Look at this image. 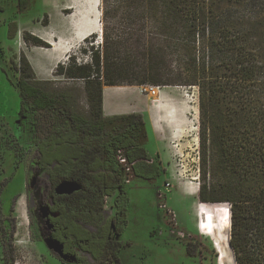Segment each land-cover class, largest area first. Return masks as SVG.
<instances>
[{
    "label": "trees",
    "instance_id": "16d2710c",
    "mask_svg": "<svg viewBox=\"0 0 264 264\" xmlns=\"http://www.w3.org/2000/svg\"><path fill=\"white\" fill-rule=\"evenodd\" d=\"M32 4L18 0V12ZM100 10L103 31L101 43L90 47L92 61L72 59L56 69L84 81L88 111L78 109L76 87L39 78L24 51L19 61L11 59L16 80L8 76L29 117L48 112L55 118L37 140L35 159L49 175L48 196L59 212L53 221L66 251L77 254L79 246L94 264H123L118 236L128 223V195L117 192L125 173L149 181L165 173L160 154L147 148L143 114L106 116L104 87L181 86L198 89L199 200L230 203L236 262L264 264V0H101ZM17 31L10 22L9 37ZM22 36L27 46H52L27 29ZM63 181L81 189L58 194ZM43 189L35 191L38 205ZM111 198L116 214L105 219Z\"/></svg>",
    "mask_w": 264,
    "mask_h": 264
},
{
    "label": "rangeland",
    "instance_id": "374dc122",
    "mask_svg": "<svg viewBox=\"0 0 264 264\" xmlns=\"http://www.w3.org/2000/svg\"><path fill=\"white\" fill-rule=\"evenodd\" d=\"M32 1V6L26 12L19 13L18 0H0V264H77L60 260L48 244L52 237L46 230L42 217V210L47 209L44 205L48 198V178L35 159V154L37 140L46 136L55 118L48 112L29 117L27 109L22 107L18 87L8 79L9 76L15 81L18 76L11 65V59L17 56L19 61L22 51L29 57V51L32 50L23 36L16 39L18 31L14 37H9V25L16 21L18 30L21 27L23 30L36 26L42 28L50 35L52 42L67 47V52L60 61L66 63L72 59L90 63V47L94 43H101V35L98 32L92 33L91 35H97L96 39L89 35L88 39L76 42L75 0ZM82 49L87 51L83 52ZM35 58L40 65L42 60L47 59L38 55ZM60 62L43 64L41 72L46 71L47 76L38 77L53 80L58 88L76 87L77 107L88 111L84 81L57 75L56 69ZM134 86L114 87L111 90L113 105L119 111L133 107L148 108L153 100L150 93L160 87L165 92L174 91L185 106V112L180 126L168 125L167 118L157 113L156 109L150 108L142 113L147 127L149 125L153 130L150 131L149 138L150 153L157 154L156 141L163 144V154L160 157L165 173L163 177L153 181L125 173V181L117 192L125 191L128 195V223L124 232L118 236L124 242L121 250L122 263L238 264L230 243L228 262H225L214 232L198 227L197 216L201 201L198 194L192 193L194 186L197 183L200 185L198 89L181 86ZM125 171L131 172L129 168ZM37 187L45 188L41 198L42 205H38L36 200ZM222 203L231 207L230 203ZM111 211L107 210L108 216L112 215ZM211 218L220 220V213H213ZM88 264H94V261L88 260Z\"/></svg>",
    "mask_w": 264,
    "mask_h": 264
},
{
    "label": "bare ground",
    "instance_id": "6f19581e",
    "mask_svg": "<svg viewBox=\"0 0 264 264\" xmlns=\"http://www.w3.org/2000/svg\"><path fill=\"white\" fill-rule=\"evenodd\" d=\"M100 2L101 0L74 1V7L77 8V17L74 19V28L76 29V42L83 41L92 33L98 32L99 35H102L103 28L100 20ZM90 16L95 17L94 23L91 21V18H89ZM55 50L60 51L59 43L57 42H55ZM46 58L47 59L42 60V65L37 64V61L32 58L34 68L42 71V69L44 68L43 64H54V61H52L48 57ZM150 98L153 100L147 109H156L157 113L164 115L167 118L166 122L168 125L180 126L182 116L185 112V106L180 102L177 94L174 91L165 92L163 90H160V87H157L154 92L150 93ZM198 189L199 185L197 183L196 186H194L192 193L194 195H197ZM213 213H220V220L215 221L214 216V218H211ZM197 217L199 228L214 232V235H216V237L218 238L217 245L221 251L222 257L225 262H228V255L230 252L229 230L231 227V211L229 210V206H227L225 203L208 205L199 202V211Z\"/></svg>",
    "mask_w": 264,
    "mask_h": 264
},
{
    "label": "crops",
    "instance_id": "0c3cea01",
    "mask_svg": "<svg viewBox=\"0 0 264 264\" xmlns=\"http://www.w3.org/2000/svg\"><path fill=\"white\" fill-rule=\"evenodd\" d=\"M89 18H91V21L93 22V16H90ZM27 29H29L31 32H33L34 34L40 36L41 38H43L44 40L48 41L51 43V47L50 48H45V47H40V46H31L32 50L29 51V60L32 63V58L36 59L35 57L38 55L40 57H48L50 58L52 61H54V63H58L61 60H63V57L65 55V53L67 52V47L64 44L59 45L60 51H56L55 50V43L52 42L49 38V34L46 33L42 28H40L39 26L36 27H27ZM22 31L23 28H19L18 33H17V37L16 39H20V37L22 36ZM33 64V63H32ZM37 72V75H42L44 77H46L47 73L46 71L41 72L37 69H35ZM114 87H135L134 85H125V86H105L104 87V91H103V111L104 114L106 116H112L115 114H122L123 112L126 113H131V112H139V113H146V111H148V109H143V108H131L128 110H124V111H119L116 107H114L113 105V100H112V89ZM122 112V113H121ZM149 128V138H150V131L153 132L152 127L148 125L147 129ZM150 141L151 139L148 140L147 143V148H149L150 145ZM156 146H157V153L159 154H163V144L161 142L156 141Z\"/></svg>",
    "mask_w": 264,
    "mask_h": 264
},
{
    "label": "flooded vegetation",
    "instance_id": "af4514ba",
    "mask_svg": "<svg viewBox=\"0 0 264 264\" xmlns=\"http://www.w3.org/2000/svg\"><path fill=\"white\" fill-rule=\"evenodd\" d=\"M43 171H44V174L47 176V178L49 180V175L47 174L45 169H43ZM55 192H56V190H55ZM32 195L34 197V192L33 191H32ZM40 205H42V204H40ZM53 205H54L53 199L50 196H48V198H47V200L45 202V205H44L45 207H47V209L42 210V217H43V220H44V225L46 226V230L48 231L49 235L52 237L49 240V242H48L50 248H52V250H54L56 255H58L60 257V260L64 261L65 263H67V261L77 262V264L80 263V259H79L78 256L85 257L89 261L93 262L94 259L92 258L91 254L86 252L85 250H83L79 246L76 247L77 254H73V253H70V252L66 251L65 240L60 238L56 234L57 233V227H56V224L53 221V219L57 218L59 216V212L52 210V206ZM109 205L113 208L114 213L112 215L108 216L107 213L105 212V210H106L105 209L104 210L105 219L113 218V217H115V214H116L115 208L113 206V198H112V202H110ZM84 226L87 229H89L90 231H92V232H97L98 231V229L95 226H93V225L84 224ZM54 241L57 242L58 246H56V247L54 246V244H53ZM81 254H83V255H81ZM88 260H87V262H88Z\"/></svg>",
    "mask_w": 264,
    "mask_h": 264
},
{
    "label": "water",
    "instance_id": "95a60500",
    "mask_svg": "<svg viewBox=\"0 0 264 264\" xmlns=\"http://www.w3.org/2000/svg\"><path fill=\"white\" fill-rule=\"evenodd\" d=\"M79 189H81L80 184L74 181H63L60 184H58L55 188L58 194H68V193H72ZM53 244L56 247V243L53 242Z\"/></svg>",
    "mask_w": 264,
    "mask_h": 264
},
{
    "label": "built area",
    "instance_id": "2783aa9c",
    "mask_svg": "<svg viewBox=\"0 0 264 264\" xmlns=\"http://www.w3.org/2000/svg\"><path fill=\"white\" fill-rule=\"evenodd\" d=\"M153 89V87H151V90ZM198 162V161H197ZM198 170H199V165H198ZM199 177V176H198ZM111 201H112V198H111ZM109 209H111L112 211H111V214H113L114 213V210H113V208L110 206V205H108L107 206V208H106V210H105V212L107 213V210H109ZM229 210L231 211V207H229ZM55 243H56V246H58V244H57V242L56 241H54ZM55 246V245H54Z\"/></svg>",
    "mask_w": 264,
    "mask_h": 264
}]
</instances>
